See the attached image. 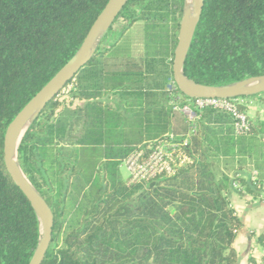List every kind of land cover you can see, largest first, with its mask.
Here are the masks:
<instances>
[{"label":"trees","instance_id":"1","mask_svg":"<svg viewBox=\"0 0 264 264\" xmlns=\"http://www.w3.org/2000/svg\"><path fill=\"white\" fill-rule=\"evenodd\" d=\"M109 2L0 0V264H30L40 241L38 216L5 165L7 128ZM185 11L186 0H131L24 136L19 165L55 216L43 264H238L243 223L229 192L237 183L264 202V121L257 112L238 135L223 111H196L189 123L178 110L193 102L173 73ZM184 74L208 87L264 77V0H205ZM237 100L246 114L264 94ZM170 135L189 140L192 163L130 185L123 161Z\"/></svg>","mask_w":264,"mask_h":264},{"label":"water","instance_id":"2","mask_svg":"<svg viewBox=\"0 0 264 264\" xmlns=\"http://www.w3.org/2000/svg\"><path fill=\"white\" fill-rule=\"evenodd\" d=\"M130 1L110 0L77 55L25 106L7 128L4 147L6 168L16 186L31 202L40 223V241L30 264H43L53 241L55 216L44 198L23 173L18 162V150L24 136L42 111L91 61L104 36ZM204 4L205 0H186V11L180 26L179 42L173 65L177 88L191 100L237 99L264 94V77L251 78L229 86L208 87L198 85L185 76L186 60L201 22Z\"/></svg>","mask_w":264,"mask_h":264},{"label":"built area","instance_id":"3","mask_svg":"<svg viewBox=\"0 0 264 264\" xmlns=\"http://www.w3.org/2000/svg\"><path fill=\"white\" fill-rule=\"evenodd\" d=\"M243 104L244 101L237 99H196L190 105L176 109L187 118L189 123L196 121V111L207 108L223 111L235 119V132L242 135L250 131L247 115L239 110L238 105ZM188 145V139L177 141L174 135H170L169 139L162 141L148 152L144 149L135 151L123 164L128 173L129 184H142L158 177L175 176L180 169L192 163L191 157L185 151ZM233 187L241 190L237 183H234Z\"/></svg>","mask_w":264,"mask_h":264},{"label":"crops","instance_id":"4","mask_svg":"<svg viewBox=\"0 0 264 264\" xmlns=\"http://www.w3.org/2000/svg\"><path fill=\"white\" fill-rule=\"evenodd\" d=\"M105 101L117 102V97ZM229 199L243 223L234 245L239 256L238 264H252L251 259L255 264H264V202H258L248 193L234 188L229 192ZM257 218L261 219L259 223L254 221ZM260 245L263 248L261 252L258 250Z\"/></svg>","mask_w":264,"mask_h":264},{"label":"rangeland","instance_id":"5","mask_svg":"<svg viewBox=\"0 0 264 264\" xmlns=\"http://www.w3.org/2000/svg\"><path fill=\"white\" fill-rule=\"evenodd\" d=\"M247 107H248V108H247V109H248V112L246 113V115H247L248 119H249V117H250V118L255 117L256 113L259 112V113H260V118H261V120L264 121V100H263V102H259V101H251V100H249V101L247 102ZM122 175H123L124 179H127V177H128V173H127V171H126L125 168H124V170L122 171ZM261 198L264 199V189H263L262 192H261ZM259 199H260V198H256V200H257L258 202H261ZM173 213H174V212H173ZM254 221H255L256 223H259V222L261 221V219H258V218H257V219H255ZM258 250H259L260 252L263 250V248H262L261 245L258 247Z\"/></svg>","mask_w":264,"mask_h":264}]
</instances>
